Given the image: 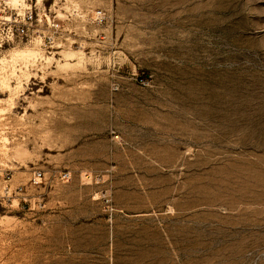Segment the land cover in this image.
<instances>
[{
    "label": "rangeland",
    "instance_id": "obj_1",
    "mask_svg": "<svg viewBox=\"0 0 264 264\" xmlns=\"http://www.w3.org/2000/svg\"><path fill=\"white\" fill-rule=\"evenodd\" d=\"M27 6L46 37L0 46V264H264V0L0 16Z\"/></svg>",
    "mask_w": 264,
    "mask_h": 264
},
{
    "label": "built area",
    "instance_id": "obj_2",
    "mask_svg": "<svg viewBox=\"0 0 264 264\" xmlns=\"http://www.w3.org/2000/svg\"><path fill=\"white\" fill-rule=\"evenodd\" d=\"M42 17L34 15L31 6L26 8L12 7L8 17L0 16V23L4 25V33L0 35V46L5 43L14 41L15 39L30 38L37 34L42 39L45 38L43 30L35 29ZM41 178V173H37L33 179V183L37 184Z\"/></svg>",
    "mask_w": 264,
    "mask_h": 264
}]
</instances>
